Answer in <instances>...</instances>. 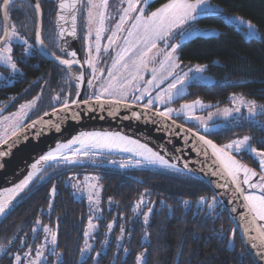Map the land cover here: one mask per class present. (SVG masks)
Returning a JSON list of instances; mask_svg holds the SVG:
<instances>
[{
	"label": "trees",
	"instance_id": "1",
	"mask_svg": "<svg viewBox=\"0 0 264 264\" xmlns=\"http://www.w3.org/2000/svg\"><path fill=\"white\" fill-rule=\"evenodd\" d=\"M166 1L152 0L149 7L155 8ZM210 2L220 6L221 10H214V15L197 19L189 26L198 24L214 28L218 34L193 37L179 45L176 53L184 68L193 64L204 65L205 72L214 82L207 85L190 84L187 94L172 104L178 105L181 101L198 98L220 105L228 102L229 96L234 93L264 102V0ZM39 4L43 11L42 30L46 32V28L51 27L50 20L55 14V8L46 10L42 1ZM231 15L253 23L259 37L247 38L242 29L226 23L224 17ZM50 33H47L48 41L57 45L58 32L54 35ZM14 54H19L17 47L14 48ZM14 60L20 74L13 77L11 83L0 84V111L4 110L1 114L12 112L23 102L39 95L36 109L27 118V123L37 118L38 112L45 113L60 106L65 100L71 101L75 84L63 67L46 60L36 50ZM7 96H14V99L7 103L4 101ZM57 96L60 100L55 99ZM243 135L251 138L249 143L254 148L264 150V126L259 124L243 122L229 125L220 133L208 134L207 137L221 145ZM236 158L252 169H257V162L251 156L242 154L240 157L236 155ZM89 169L86 173L98 177L102 203H111V208L104 211L105 222L130 215L143 189H148L149 195L153 197V211L146 226L137 221L129 229L127 251L117 252L112 242L103 252L96 255L92 253L77 263L81 230L89 211L84 199L73 197L67 179L75 172L81 178L83 172L77 166L66 169L49 166L43 168L24 189L16 205L0 222V250L11 237L19 235L15 247L0 264H13L17 252H33L45 236L51 240V233H56L54 227L57 230V243L55 247L51 243L54 254L44 264H136V258L141 252L144 253L142 264H173L179 249L178 264H253L220 205L209 213L205 209L197 212L183 209L182 202L185 200L195 202L201 197L208 200L213 197L211 190L200 180L186 173L163 169L119 171L101 166ZM126 174L140 179L142 184L134 183ZM103 226L104 223L100 224L96 234V242L99 243L96 248L101 244ZM44 227L49 228L50 232H44ZM231 237L232 244L228 248Z\"/></svg>",
	"mask_w": 264,
	"mask_h": 264
},
{
	"label": "rangeland",
	"instance_id": "2",
	"mask_svg": "<svg viewBox=\"0 0 264 264\" xmlns=\"http://www.w3.org/2000/svg\"><path fill=\"white\" fill-rule=\"evenodd\" d=\"M2 0H0L1 3ZM85 3V36H84V45L85 51L87 53V58H92L95 61V68H96V75L99 76V80H93L94 86H89L88 83L86 85V91L91 94L92 99H96V96L99 94L102 87H104L107 81L110 79L108 76V71L112 70L113 74L119 76L121 73L127 74L123 68L117 66L116 69H113V62L117 57L118 53L121 51L123 47H125V39L135 40V37H128L127 32L131 30V24L134 22L133 20H129L125 25V31L117 32V39L114 44H109V37L112 36V33L116 31V23L119 21L120 16L122 15V9L127 7L126 3H122L121 0H108V7L105 11V17L103 22L104 30L100 33L99 41L96 40V30L100 27L99 18L97 17L96 20L93 21L91 25L88 24V0H82ZM152 0H148V5ZM99 3V0H96ZM166 1L165 3H167ZM194 2V0H193ZM164 4V3H163ZM163 4L155 7L150 8L147 6L145 8V14H149L152 11H155L157 8L161 7ZM204 7V11L200 9L197 10L196 18L200 15L205 13H212L214 10H221L220 6L217 4L211 3L210 0H207V3ZM102 9H92L93 14L95 15ZM130 15L135 16L136 13H131ZM9 14V23H8V35H11V31L14 28L16 32L19 34L20 39H12L9 41V45L12 48L11 56L13 58V62L15 63V58L21 59L23 55H26L30 52V49L33 47L29 43L27 45L23 44V40H27V34L29 31H26L24 27L16 24L13 19H10ZM22 16V15H17ZM195 18V19H196ZM225 22L234 25L236 28H240L243 30L244 34L248 38L259 37V33L255 29L248 28L249 20L237 16H225ZM240 20H243L244 23H240ZM189 21L188 23L184 24L182 28L176 29L174 36L168 41V45L166 46L163 42L158 41V47L156 49H152L151 52L148 53L149 57L153 59L148 64L147 70H142L140 75L143 76V81H137L136 83L139 84L141 88L148 87L151 91L153 97H155L156 93L159 91H163L164 89L168 88L169 84L176 80L174 75H168V65L165 64L164 68L161 69V62L164 61V52L171 51L170 45H181L182 43L186 42L187 40L196 37V36H215L218 34V31L214 28H208L204 26H200L198 24H193L189 26L192 22ZM253 24V23H252ZM91 30V36H89V31ZM184 32V36L181 37L180 32ZM255 31L257 34L255 36L248 35L249 32ZM0 32H4L2 20H0ZM2 39V37H1ZM97 44L100 46V53L98 54L95 49ZM29 45L31 47H29ZM17 47L19 54L15 56L14 48ZM108 47L109 51L104 52V48ZM4 45L0 47V54L3 53ZM143 48V45L140 48H136L133 50L131 56L128 58L127 62L130 64L132 59H135L137 53ZM27 49V52L25 51ZM91 49V56L89 55V50ZM29 50V51H28ZM176 62L179 64V68L175 69L174 71L179 73L181 76L184 73H187V78L184 80L183 84H177V88L180 90L178 95H174L173 99L168 104H160L155 103L150 107H146V103L148 100V96H145L143 100L137 101L133 98V93L129 90L127 97H121L118 95H108L105 94L101 97L102 100H119L120 102H126L130 104H142L145 108L150 110H156L157 112L165 111L166 108H172L174 111L172 113L171 118L181 122L184 126L193 128V130H199L204 127L206 124L207 126L214 125L217 123H223L225 126L229 125H236L243 122H248L250 124H259L264 126V109L260 106L264 105V102H258L251 98L245 97L239 93L231 94L228 98V102L224 104H217L213 102H206L200 100L198 98L181 101L180 104L174 105L172 104L178 98L183 97L188 92V86L190 84H212L214 79L205 72V66L201 64H193L188 67H183L178 60L177 53H174ZM16 64V63H15ZM197 65L203 68V72H196L195 69ZM17 66V64H16ZM155 68L156 72L153 73L152 69ZM69 69V68H68ZM67 69V70H68ZM89 73L87 76V81L93 79L92 77V68L89 67ZM101 70L103 71V75H101ZM69 72H71L69 70ZM73 71L70 73L73 76ZM20 74V70L17 66V71H13L9 66L0 63V84L2 82L11 83L13 81V77H16ZM153 75L157 77V83L161 79H163V83H160L159 88H155L152 85H146L144 81L151 80ZM69 76L72 82H77L75 78ZM167 76V79L164 77ZM135 95H140L139 92L135 93ZM39 100V95L35 96L34 98L23 102L20 104L14 111L10 113H3L0 114V144H2L5 140H7L11 135H13L16 131H18L23 125H25L27 118L31 115L33 110L36 108V105ZM200 101L201 106H196L190 113L187 115H191L193 117H199L200 119H188L185 111L183 110V105L185 104H193L194 101ZM35 101V106L24 108L23 112L21 111V107L24 105H29L31 102ZM255 103L257 105L256 108V115L250 116L248 112V104ZM239 108V112L235 111V109ZM225 110L231 112V115L225 116ZM42 115L43 113H39L36 115ZM211 116V119H209ZM34 118V116H33ZM203 121V124L201 123ZM246 135L239 136L234 140L242 139ZM222 143L221 147L226 144L231 143ZM250 144V143H249ZM252 148H254L251 145ZM71 157L72 160H75L74 163H67L62 159H57L53 164L54 167L66 169L70 166H77L83 173H81V178H78L79 173L75 172L70 174L67 181L68 185L71 187L72 195L75 199H84L86 205L88 206L89 214L87 219L84 223L82 229V239H81V246L80 251L77 256V263L81 262L82 260L87 259L90 255L98 254L103 252L110 243H114L116 245L117 252L123 250L125 253L126 249V242L128 241L130 232L129 229L133 227V224H136L137 221L141 222L143 226H146L144 217L147 215L149 217L150 213L153 211V197L149 195L148 189H143V192L140 194L139 199L135 201L133 204L131 214L126 216H121L119 219L114 218L109 222H105L104 220V211L111 208V203L106 202L105 204L102 203L101 198V187L98 182V177L96 174L93 173H86L90 171L89 167L91 165H98L97 163H101L103 166H108L111 168H115L119 171H125L128 169H146L144 167L137 166L138 164H134V161H131V158H126L123 156H109V155H91V154H82V155H72L71 153H64ZM232 154H236L239 157L242 154H247L251 156L257 162V169L255 170L257 173H260V168L258 166V158L251 154L249 151H241L240 153H235L234 150ZM79 156V157H78ZM79 162V163H78ZM244 163V162H243ZM121 164L126 165V167H121ZM245 164V163H244ZM135 165L136 167H133ZM65 167V168H64ZM174 171V170H173ZM95 185V187H91ZM91 196V200L89 197ZM143 197L144 203H140L141 198ZM214 197V195H213ZM213 197L209 200L204 198L206 203L201 204V198H198L195 202H190L189 200H185L188 203L185 204L183 201V209L185 211L192 209L194 212H197L200 209L207 210V213L214 210V208L219 205L218 201L215 198V203L213 207L210 209L208 204L213 203ZM139 205V206H138ZM151 209V211H149ZM89 222H91L92 227H89ZM148 222V220H147ZM104 223V230L103 236L100 240V247L96 248L99 243L96 242V234L99 232L100 224ZM111 225V228H109ZM87 233V235H85ZM41 245L43 247L41 248ZM39 249L42 252V257L39 258L38 264H44L47 261L48 257L54 254L53 246L51 244L50 238L47 236L44 237L42 243L38 244L36 248H34L33 252L27 250L24 253L20 254L21 257V264H29V261H37L36 251ZM26 253H30V255H25ZM143 252L139 253L140 256ZM144 260V253L143 259L141 260L140 264H142ZM15 264V260L14 263ZM137 264V259H136Z\"/></svg>",
	"mask_w": 264,
	"mask_h": 264
},
{
	"label": "snow or ice",
	"instance_id": "3",
	"mask_svg": "<svg viewBox=\"0 0 264 264\" xmlns=\"http://www.w3.org/2000/svg\"><path fill=\"white\" fill-rule=\"evenodd\" d=\"M122 3H126L127 7L123 8L122 15L119 18V21L116 23V31L112 33V36L109 37V44L112 45L115 43L117 39V32L125 31L124 25L129 21L133 20L134 22L131 24V30L127 32L128 37H135V40L125 39V47L121 49L118 53L117 57L113 62V69H116L117 66L123 68L126 75L121 73L119 76L113 74L112 70L108 71V76L110 79L107 81L106 85L101 88L99 94L96 96L97 102H100L101 97L105 94L108 95H118L121 97H127L129 90L133 93V98L137 101H141L144 99L145 96H148V100L146 103V107H150L155 103L160 104H168L174 97V95L179 94V89L177 88V84H183L184 80L187 78V73H184L181 76L179 73L175 72L174 70L179 68V64L176 62L174 53H176L178 45H170L171 51L164 52V61L161 62V69L164 68V65H168V75H174L176 80L169 84L168 88L164 89L163 91H159L156 93L155 97L152 96L151 91L148 87L141 88L137 81H143L144 78L140 75L142 70L148 69L149 62L153 59L152 57L148 56V53L152 51V49H156L158 47V41L163 42L166 46L168 45V41L174 36L176 29L182 28L184 24L188 23L189 21L195 20L197 10L200 9L204 11V7L207 3V0H168L167 3H164L161 7L157 8L155 11L150 12L149 14H145V8L148 5V0H121ZM5 9L10 3V0H2ZM37 11L39 10V4L35 5ZM60 9L63 11L66 8H75L76 2L71 5L66 3H61L59 5ZM108 7V0H99V3L96 0H88V24L91 25L94 20L99 18L100 27L96 30V40L99 41L100 33L104 30L103 22L105 17V11ZM102 9L95 15L93 14L92 9ZM131 13H136L135 16L130 15ZM7 16V12L5 11V17ZM64 17L61 16V19ZM73 20H75V16H73ZM240 23H244L243 20H240ZM249 29H255V25L251 22H248ZM70 35H75V28L73 27L72 32L69 33ZM257 33L255 31L249 32L248 35L255 36ZM63 36V32L59 34ZM181 37L184 36V32H180ZM89 36H91V30L89 31ZM12 39H20L19 34L13 28L11 31V35L5 33V38L0 40V45H4L3 53L0 54V63H3L9 66L13 71H17V66L13 62V58L11 56L12 48L9 45V41ZM36 40L43 44V41L40 39L39 32L36 33ZM23 44L27 45V40L22 41ZM143 45V48L137 53L135 59L131 60L129 64L127 62L128 58L131 56L132 52L136 48H140ZM29 47H31L29 45ZM64 51V49H61ZM27 51V49H25ZM95 51L99 54L100 53V46L97 44ZM108 47L104 48V52H108ZM72 57L76 56L75 52L68 53ZM89 55L91 56V49L89 50ZM61 65H64L68 68H71L73 64H78L80 61L76 59H61L60 57H55ZM88 67L92 68V77L87 81L89 86L93 85V80H99V76L96 75V68H95V61L92 58H89L84 61ZM196 72H203V68L197 65ZM152 72L155 73L156 69L153 68ZM101 75H103V71L101 70ZM77 81H83L84 73L82 72L80 76L75 78ZM167 79V76L164 77ZM157 77L153 75L151 80H146L144 83L146 85H152L155 88L160 87V83H163V79L156 82ZM139 92L140 95H135V93ZM56 100H60V97H55ZM111 103L119 104L120 101H110ZM76 103V101H73ZM86 105L88 104L87 101L84 102ZM203 105L200 104V101H194L193 104H185L183 105V110L187 115L190 113L196 106ZM35 106V101L31 102L29 105H24L21 107V111L23 112L24 108L33 107ZM69 103L65 100L63 102V108L56 110L57 112L66 111L70 109ZM264 109V105L260 106ZM257 105L255 103L248 104V112L250 116H255ZM91 110V108H89ZM172 108H166L165 111L158 112L157 115L161 117L171 118L173 113ZM235 111L239 112V108L235 109ZM48 115V113H45ZM134 116L139 118L136 113H133ZM225 116L231 115V112L225 110ZM78 114H74L73 118H77ZM188 119H197L199 117H193L191 115H187ZM211 119V116H209ZM43 121H34L31 125L35 127L37 123H42ZM203 124V121H201ZM57 131L60 130L59 124L55 125ZM210 129L205 124L204 131L208 132ZM203 145H206L208 148L212 150V154L216 157V160L219 162L223 172L222 174H226L228 177L231 178L232 183L236 186V190L243 195V199L246 202V207L248 208L249 213L251 214V220L249 221L250 224L255 225L257 222H260V227L256 230L259 232V240L260 244L258 245L262 251L259 253L260 255L264 256V150H258L256 148H252L249 144L250 137L245 136L242 139H237L232 141L229 144L224 145L223 147H217L211 140L207 139L203 135H199V133H193ZM7 143V141H5ZM73 145H79L80 147L72 153V155H78L81 152L82 148H104L108 149L109 151L115 149L122 152H132L134 155L141 156L144 160H146L150 164H159L163 167L168 168H175V165L169 164L167 160H165L161 155L153 152L150 148H147L145 145L139 144L136 141L129 140L126 137L119 136V135H109V134H99V133H80V135L71 139L68 143L59 145L55 151L49 152L47 155L41 157V160L44 162L55 161L57 159H62L67 163H74L70 156L64 154L66 149H70ZM131 146V147H130ZM234 150L235 153H240L241 151H249L255 157L258 158V166L260 168V173L258 174L251 168H248L241 164V162L236 158V155L232 154ZM87 154V153H85ZM207 153H205L206 155ZM6 153L0 150V157L5 156ZM138 163V162H137ZM35 167V166H33ZM121 167H126V165L121 164ZM185 167H187L185 165ZM241 173L243 177L241 179ZM258 176V182H256L255 178ZM32 176L29 175L28 179H26L22 184L18 185L17 188L12 189L13 193H19L26 188L31 181ZM241 184L248 185L251 189H256L259 191L260 194L253 195L248 194L244 195V190L241 187ZM91 187H95L92 185ZM53 194L55 193V189L53 188ZM91 200V196L89 197ZM10 201L0 202V216L5 214L7 204ZM140 203H144L143 197L140 200ZM185 204L188 202L185 201ZM201 204L206 203L204 198H201ZM215 203V197H213V203L208 204V207L211 209L213 204ZM139 206V205H138ZM51 207V205H49ZM151 211V209L149 210ZM145 223H147L148 217L145 215L144 217ZM37 224L40 223L39 220L36 222ZM89 227H92L91 222H89ZM111 228V225H109ZM36 229H33L35 232ZM44 232H50L49 228L44 227ZM234 234V233H233ZM87 235V233H85ZM51 243L53 245L56 244V235L51 233ZM43 245H41V248ZM25 255H30V253H26ZM42 252L37 249L36 256L37 261H29V264H38L39 258L42 257ZM137 264H140L141 260L143 259V253L140 256H137ZM15 264H21V257L16 255L14 257Z\"/></svg>",
	"mask_w": 264,
	"mask_h": 264
},
{
	"label": "water",
	"instance_id": "4",
	"mask_svg": "<svg viewBox=\"0 0 264 264\" xmlns=\"http://www.w3.org/2000/svg\"><path fill=\"white\" fill-rule=\"evenodd\" d=\"M30 1L35 9L36 15L38 16L36 33L39 32L41 39L40 10L37 11L35 7L36 2L34 0ZM79 1L80 0H75L76 7L74 9L69 7L63 11L60 9L59 5L62 2L71 5L74 0H58L57 2L56 24L58 35L63 32V36L67 38L69 37L72 41L76 40L75 35L73 36L69 33L72 32L73 27L76 32L78 20L77 5ZM0 11L4 26V32L1 39L3 40L5 38V33H8V19L7 16L5 17L6 9L3 3ZM214 14V12L205 13L198 16L195 20L212 16ZM61 16L64 18L61 19ZM73 16H75V20H73ZM36 33L33 42L36 52L46 60L63 68H67L59 63L55 58L57 56L47 54L43 51L42 44L36 40ZM1 46L2 45H0V47ZM60 58L64 59L62 57ZM76 58H78L80 64H73L71 68L76 66L79 69L80 75L82 72L84 73V79L83 81H74L75 94L71 101H67L71 106L70 109L57 112L56 110L63 108V104H61L60 106L45 112L48 113V115H45L44 113L40 117L27 122L5 140L7 143L4 141L0 144V150L6 153L5 156L0 157V188L13 178L15 174H17L36 154L43 152L48 147L61 141L65 136L71 135L79 129L108 128L139 134L161 146L173 161L179 164L184 170H174L175 172L189 174L195 179L203 182L211 190L219 205L226 212L229 221L234 227V232L238 235L253 264H264V256L259 254L262 249L258 246L260 244L259 232L256 230L260 227L258 222L255 225L249 223L251 220V214L246 207L243 195L236 190V186L232 183L231 178L226 174H222L223 170L219 162L216 160V157L212 154V150L206 145H203L202 142L193 136V133H199V135H203L209 139L207 137L208 134L220 132L224 130L226 126L223 123H217L208 126L210 129L208 132L204 131V127L199 130H192L181 123L176 122L172 118L169 119L158 116L156 110L147 109L141 104L135 105L126 102L116 104L110 102L115 100L102 99L100 102H97L96 99L91 98V94L89 93L88 96L90 99L83 100L87 80V68L83 67L78 54H76L75 59ZM69 70L71 71L72 69H68V72ZM70 73L71 72H69V74ZM70 76L72 75L70 74ZM73 101H76V103H73ZM85 101L88 102L87 105L84 103ZM89 108H91V110H89ZM133 113H136L139 118L134 116ZM74 114H78V117L75 119L73 118ZM41 120L43 121L42 123H37L35 127L31 126L34 121ZM56 124H59L60 126L59 131L55 128ZM217 147L221 146L217 145ZM205 153L207 154L205 155ZM240 162L244 166L251 168L242 161ZM185 165L187 167H185ZM130 170L132 171L135 169ZM163 170L173 171V169ZM38 173L36 175H38ZM36 175L31 179L29 184L35 179ZM242 177L243 174L241 173V179ZM134 180L141 183L139 180ZM255 180L258 182V176ZM241 187L244 190V194L248 190L260 194L258 190L251 189L248 185L241 184ZM23 191H21V193ZM21 193H19V195ZM17 198L11 203L8 209H6L5 214L0 216V222L16 205ZM54 234L56 235V233ZM17 238H19V235L0 250V262L11 251ZM231 244L232 237L228 242V248L231 247ZM53 246L55 247L56 244ZM179 257L180 249L176 254L173 264H178Z\"/></svg>",
	"mask_w": 264,
	"mask_h": 264
},
{
	"label": "bare ground",
	"instance_id": "5",
	"mask_svg": "<svg viewBox=\"0 0 264 264\" xmlns=\"http://www.w3.org/2000/svg\"><path fill=\"white\" fill-rule=\"evenodd\" d=\"M81 3L82 2H80V1L78 2L77 11L79 10V6ZM39 10H40V7H39ZM40 15H41V10H40ZM37 18H38V16L36 15V19ZM40 24H41V22H40ZM54 25H55V28L57 30L56 15H55V20H54ZM36 27H37V21H36ZM59 39L62 41L63 45H65L64 47H67L69 49L70 53L75 52L76 54H78V46H77L76 40L72 41L69 37L67 38L65 36H59ZM75 39H76V32H75ZM80 133H99L101 135L109 134V135H119V136L126 137L129 140L136 141L137 143L145 145L147 148H150L153 152L161 155L165 160H167L169 162V164L175 165V168L163 167L159 164H150L139 155H134L132 152H122V151L115 150V149L109 151L108 149L99 148V147L82 148L80 154H78V155H82L85 153L91 154V155H95V154L96 155H109V156L118 155V156H123L126 158H131V161L132 162L134 161V164H138L137 166H140V167L142 166V167H144L146 169H150V170H153V169H173V170H177V171H184L183 168L179 164H177L175 161H173V159L161 148V146H159L157 143L150 141L149 139H147V138H145L139 134L126 132L123 130L108 129V128L79 129L76 132H74L73 134L65 136L61 141H59V142L53 144L52 146L48 147L43 152L36 154L28 163L25 164V166L17 174H15V176L13 178H11L5 185H3L0 188V202L10 201L7 204L6 209H8V207L11 205V203L18 197L19 193H21V192L13 193L11 191L12 189L17 188L18 185L22 184L26 179H28L29 175H31L33 178L38 172L40 173L43 170V168L52 166L51 164H53L56 161L55 160V161L44 162L41 160V157L44 155H47L49 152L55 151L59 145L68 143L71 139L80 135ZM79 147H80L79 145H73L72 148L66 149L65 153H71L72 154ZM73 161H75V160H73ZM33 166H35V167H33ZM72 166H70V167H72ZM105 167H108V166H105ZM133 167H136V166L133 165ZM125 171H131V170L128 169ZM126 177L128 179H130L131 181H133L134 183L142 184V181L140 179L134 178L131 175H126ZM134 179L139 180L141 183L136 182ZM248 194L258 195V193L251 191V190H248L244 195H248ZM258 224L260 226V222H258ZM16 236L17 235H15L8 243H10Z\"/></svg>",
	"mask_w": 264,
	"mask_h": 264
},
{
	"label": "flooded vegetation",
	"instance_id": "6",
	"mask_svg": "<svg viewBox=\"0 0 264 264\" xmlns=\"http://www.w3.org/2000/svg\"><path fill=\"white\" fill-rule=\"evenodd\" d=\"M41 1L45 4V9L46 10H49V8H51V9L52 8H55V9H53V12L55 11L54 12L55 14H54V16H51V20H50L51 27H50V29L49 28H46V32H43V30H42L43 11H42L41 6L39 4V2H41ZM35 2L37 4H39L40 10H41V21H40L41 24H40V26H41V40L43 41V44H42L43 51L46 52L47 54H51V55H54V56L62 57L64 59H75V57H72L71 55L68 54V53H70V51H69V49L67 47H64L65 45H63L62 41L59 39V36L57 37V42H58L57 45H54L53 42H49L48 41V36H47L48 34L47 33L49 31H51L50 35L51 34L54 35L57 32V30L55 28V25L53 23V18L55 20V15H56V10H57V2H58V0H35ZM80 2H82V3L80 4L79 10L77 11L78 20H77V27H76V42H77V46H78L79 58L82 61L81 63H82V65H83L84 68H87V70H86V78H87L88 73H89L90 70H89L88 65L84 63V61L88 59L87 58V53L85 51V45H84V36H85L84 35L85 34V11H84V9H85V3L82 0H80ZM1 7H2V1L0 3V9H1ZM6 12H7L8 23H9V14H10L11 15L10 16V19H13L16 24H18L20 26L22 25L21 27H24L26 31H29L28 34H27V38L26 39H27V42L31 46H33L30 49V52L32 50L35 51L33 42H34V37H35V33H36V28H37L36 27V21H37V19H36V12H35L34 7L32 6L31 1L30 0H10L9 5L6 8ZM23 14H26V16H23ZM17 15H22V16H18L17 17ZM27 15L30 17V19H27L28 18ZM0 20H2L1 11H0ZM25 22H26V25H25ZM2 23H3V21H2ZM27 25H29V27H30V29H28V30H27ZM3 29H4V26H3ZM2 36H3L2 35V32H0V40H1V37ZM62 48L64 49V51L61 50ZM85 56H86V58H85ZM76 60H78V58H76ZM79 64L80 63H78L76 65H79ZM59 67H61V66H59ZM67 69H68V67L67 68H63V70H65V72L67 73V75L70 76V74H69V72H68ZM69 69H72L71 72L72 71L74 72L73 73V76H72L73 78H75L77 76H80L79 69L76 66H74L72 68H69ZM86 85H87V80H86ZM86 85H85V89H86ZM87 94H88V91L85 90L84 91V94H83V100L90 99ZM13 99H14V96L13 97L12 96H7V99H5L4 101L8 103V102H10ZM3 111L4 110H1L0 111V114ZM39 116H40V114L38 115V117ZM218 133H220V132H217V133H214V134H211V135H215V134H218ZM219 146H221V145H219ZM97 164L98 165H96V166L105 167L100 162L97 163ZM96 166L91 165L90 167H96ZM85 169H80V170H85ZM126 175H128V174H126ZM54 228H55V232L57 233L56 227H54ZM81 236H82V230H81ZM13 237H11L7 241V243ZM17 241H18V238L15 241L12 249L15 247ZM16 255H20V252L15 253V256ZM13 263H14V260H13Z\"/></svg>",
	"mask_w": 264,
	"mask_h": 264
},
{
	"label": "crops",
	"instance_id": "7",
	"mask_svg": "<svg viewBox=\"0 0 264 264\" xmlns=\"http://www.w3.org/2000/svg\"><path fill=\"white\" fill-rule=\"evenodd\" d=\"M248 38V37H247ZM253 38H255V37H253ZM257 38V37H256ZM180 104V103H179ZM174 120V119H173ZM183 125V124H182ZM186 126V125H185ZM187 127V126H186ZM188 128H190V127H188ZM190 129H192L193 130V128H190Z\"/></svg>",
	"mask_w": 264,
	"mask_h": 264
},
{
	"label": "clouds",
	"instance_id": "8",
	"mask_svg": "<svg viewBox=\"0 0 264 264\" xmlns=\"http://www.w3.org/2000/svg\"><path fill=\"white\" fill-rule=\"evenodd\" d=\"M88 95V94H87Z\"/></svg>",
	"mask_w": 264,
	"mask_h": 264
}]
</instances>
